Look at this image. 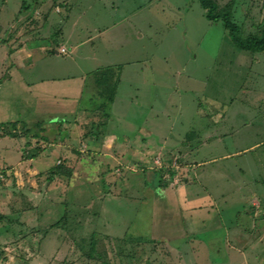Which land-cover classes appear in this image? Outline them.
<instances>
[{
	"label": "rangeland",
	"instance_id": "obj_1",
	"mask_svg": "<svg viewBox=\"0 0 264 264\" xmlns=\"http://www.w3.org/2000/svg\"><path fill=\"white\" fill-rule=\"evenodd\" d=\"M214 1L241 37L261 35L264 0ZM71 59L96 75L83 94H118L110 128L135 135L132 150L107 171L86 146L105 99L78 128L0 123V264H264V51L235 46L198 0H0L3 118L23 106V79ZM197 181L223 199L183 208L180 186Z\"/></svg>",
	"mask_w": 264,
	"mask_h": 264
},
{
	"label": "crops",
	"instance_id": "obj_2",
	"mask_svg": "<svg viewBox=\"0 0 264 264\" xmlns=\"http://www.w3.org/2000/svg\"><path fill=\"white\" fill-rule=\"evenodd\" d=\"M107 31L105 32V37ZM138 33L139 36H141L140 34L141 32H137V34ZM106 42H107V38H105V43ZM110 47H112V45L108 44L107 50L110 51L111 49ZM88 63L89 62H80L77 59L66 60V62H64L61 67L53 70L54 71L53 77H55L54 80L53 77L50 78V80L41 77L36 82L32 81L31 78H27V80L23 79L24 82L25 81L27 82V84H25L27 91L26 94L19 95V99H20L19 101L23 103V106L20 109H18L17 115L13 118L10 117L3 118L0 115V123H8L11 125V123H14L18 120L22 124L25 123L28 124L29 122H32V123H37V126L41 127L42 130L47 131L53 128L59 129L57 127L60 126L61 120L62 121L70 120L75 125L74 127L78 128V125L81 126L80 125V123H82L81 120H83L84 118L89 120L100 119V112L102 111L97 106H99L101 100L105 99V114L107 112L110 113V115L107 116V118L106 116L103 118L105 119L103 120L104 125L101 127L103 133L102 135H100L98 139L94 138L96 142L92 141L91 138L88 137L86 146L88 147L94 145L95 143L101 145V147L103 148V153L102 156L99 158L103 161V163H105L104 166L107 169V171H109V169L113 167L109 163H116V162L120 163L121 160L124 163L126 162V155H127L126 153H128L129 150H132V141H133L132 139H134L135 135H133L132 139L127 141L124 140V138L121 139V137L118 136L116 133H114L112 131L113 129L110 128L111 107L118 98V94H115L113 96L114 98L113 102L110 101L109 94H83L85 93L88 84L89 85L93 84L96 77L92 69L93 67L89 68L90 64L89 66L85 65ZM29 70L32 71L33 69L29 68ZM42 79H44V81L46 82H41ZM6 95L8 94H0V112H6L10 110L9 108L10 103L7 102L9 100L7 99L8 96L7 98H5ZM135 96L136 98H139V95H135ZM262 101L264 102V96ZM262 106L264 107V104ZM251 107L252 109L250 114L256 115L257 113L255 112V107L253 106ZM154 110L155 107L152 105L151 111L154 112ZM204 113L205 111H200V110L198 111V114L202 117L201 120H199L201 123L199 124L200 127L196 128V126H193L196 129H199L197 136H195L196 139L201 138V135L203 134L201 129H203V126L208 123L207 122L208 118L204 116ZM262 114L264 115V112ZM141 128L142 127L139 126L137 130L135 129V133L136 131L141 132L143 130V129L141 130ZM230 128L232 127L230 126ZM128 131H130L128 130V128L127 129L123 128L122 134H125ZM59 132L57 138H62L63 136H66L65 134H61ZM210 132H212V129ZM213 132H215V129H213ZM155 133L157 134L158 132L156 131ZM169 135L170 133H166V135L165 134L162 135L161 138L163 139L164 137H166L168 139ZM137 136H139V133ZM227 137L228 136H225L224 138H220L219 134H212L210 136V142H211L210 145L215 146L216 145L215 142L222 141L223 139L227 140L228 139ZM229 141H233V140H229ZM227 145L228 144L226 142L225 146ZM198 156L199 155H196L195 159H197ZM220 159L221 158L219 159L213 158L211 161L217 163L219 162ZM156 163L159 165L160 159H158ZM190 163L191 161L189 159L187 165ZM189 168L190 167H188V169ZM217 168L218 167L213 169L216 176L217 175H220L221 177L224 176L225 179H228V176L230 177L229 172H226L227 175L226 173L222 174L221 170H217ZM191 169H192L191 171H194L197 175L200 174L197 173L200 168L196 169V167H193ZM107 174L111 175V173H107ZM180 190L182 191L181 205L183 206V208L187 205H190V207L188 206L189 208L198 206L199 207V208L197 207L198 210H200V206L211 205L215 203L216 199L218 200L223 199L225 194L224 191L213 192L211 190L204 188L201 181L199 182L197 181L196 183L194 182L189 185L183 184V186H180ZM212 221L214 222L213 223L214 225L215 224L217 225L218 220L215 219Z\"/></svg>",
	"mask_w": 264,
	"mask_h": 264
},
{
	"label": "trees",
	"instance_id": "obj_3",
	"mask_svg": "<svg viewBox=\"0 0 264 264\" xmlns=\"http://www.w3.org/2000/svg\"><path fill=\"white\" fill-rule=\"evenodd\" d=\"M201 7L206 11V18L213 23L222 19L223 26L227 30L232 43L239 49L258 53L264 51V29L261 35H249L246 38L240 36L241 28L232 21V12H220L218 4L214 0H198ZM264 28V22L262 23ZM14 127L16 122L11 123ZM53 177H51L52 179Z\"/></svg>",
	"mask_w": 264,
	"mask_h": 264
}]
</instances>
